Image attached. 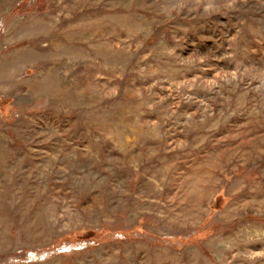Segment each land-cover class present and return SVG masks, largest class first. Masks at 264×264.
I'll list each match as a JSON object with an SVG mask.
<instances>
[{"label": "rangeland", "instance_id": "374dc122", "mask_svg": "<svg viewBox=\"0 0 264 264\" xmlns=\"http://www.w3.org/2000/svg\"><path fill=\"white\" fill-rule=\"evenodd\" d=\"M0 264H264V0H0Z\"/></svg>", "mask_w": 264, "mask_h": 264}]
</instances>
